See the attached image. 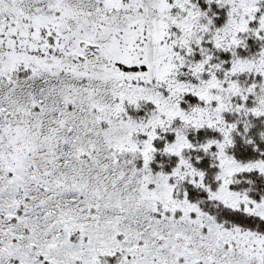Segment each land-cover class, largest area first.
Listing matches in <instances>:
<instances>
[{"label":"snow or ice","instance_id":"obj_1","mask_svg":"<svg viewBox=\"0 0 264 264\" xmlns=\"http://www.w3.org/2000/svg\"><path fill=\"white\" fill-rule=\"evenodd\" d=\"M0 264H264V0H0Z\"/></svg>","mask_w":264,"mask_h":264}]
</instances>
